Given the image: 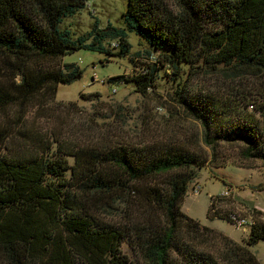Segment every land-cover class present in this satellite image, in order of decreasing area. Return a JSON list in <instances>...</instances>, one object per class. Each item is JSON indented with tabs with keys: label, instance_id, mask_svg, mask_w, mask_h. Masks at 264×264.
Returning a JSON list of instances; mask_svg holds the SVG:
<instances>
[{
	"label": "trees",
	"instance_id": "trees-1",
	"mask_svg": "<svg viewBox=\"0 0 264 264\" xmlns=\"http://www.w3.org/2000/svg\"><path fill=\"white\" fill-rule=\"evenodd\" d=\"M173 1L178 12L165 0H128L123 29L96 25L89 35L74 39L61 26L88 0H0V56L21 79L11 88L0 84V112L27 106L41 94L54 99L58 86L73 84L81 74L74 64L42 70L41 62L80 50L124 58L131 50L127 33L146 42V54L155 63L144 73L109 82L132 83L143 96L157 87L161 68L177 77L201 61L264 78V0ZM111 41L120 43L112 44L119 47L117 54L105 47ZM176 96V103L201 124L213 158L220 144L239 145L244 160L264 164V84L256 95L241 99L239 111L190 100L182 92ZM8 130H0V252L7 264H132L123 254L124 244L138 253V264H260L250 248L264 241L263 213L254 212L246 246H240L182 212L189 186L198 178L195 170L209 166L212 157L179 143L101 149L53 140V150L44 139L26 134L29 154L4 155ZM98 203L111 210L126 204L128 225L98 220ZM230 216L220 213L212 199L210 221L233 224Z\"/></svg>",
	"mask_w": 264,
	"mask_h": 264
},
{
	"label": "rangeland",
	"instance_id": "rangeland-1",
	"mask_svg": "<svg viewBox=\"0 0 264 264\" xmlns=\"http://www.w3.org/2000/svg\"><path fill=\"white\" fill-rule=\"evenodd\" d=\"M165 3L172 11H179L173 0H165ZM127 8L128 0H88L85 9L65 20L61 27L69 29L74 39L89 35L96 25L101 30L109 25L123 29ZM127 43L131 50L124 58H109L100 52L80 50L57 61L41 62L42 70H63L64 65L74 64L81 74L76 76L73 84L58 86L54 99L41 94L27 106L14 105L0 112V130L9 129L11 133L7 148H1V154H29L25 151L30 143L23 137L26 134L27 138L38 142L44 139L53 150L56 147L53 140L81 148L101 149L179 143L213 158L212 150L203 142L201 124L176 103V93L182 92L188 99L210 106L215 103L239 111L242 110L241 99L256 95L264 78L248 75V72L239 74L224 66L215 68L201 61L184 67L177 77L172 71L161 68L157 87L143 96L135 91L132 83L109 82L111 78H131L144 73L151 62L155 63V58L152 60L146 54V42L136 34L127 33ZM112 44L120 43L107 42L105 47L117 54L120 49H112ZM20 83L21 79L0 56V84L11 88ZM33 150L40 151L37 147ZM213 160L203 170H195L198 178L189 186L182 212L202 226L246 246L251 227L244 230L225 221H210L208 213L212 199H215L220 213L237 215L250 223L255 220V211L264 214V164L258 160H244L239 145L220 144ZM70 163L73 165V160ZM196 186L202 191L196 192ZM113 207L115 210L98 203L96 208L93 207L94 215L111 226L128 225L127 205ZM132 212L135 219L139 218L137 206ZM260 220L264 222V217ZM122 251L132 264L141 262L138 253L129 245L124 244ZM250 251L260 264H264V241ZM0 264H7L1 252Z\"/></svg>",
	"mask_w": 264,
	"mask_h": 264
},
{
	"label": "built area",
	"instance_id": "built-area-1",
	"mask_svg": "<svg viewBox=\"0 0 264 264\" xmlns=\"http://www.w3.org/2000/svg\"><path fill=\"white\" fill-rule=\"evenodd\" d=\"M115 92V90H114ZM202 191V188L199 187V186H196V192H201ZM229 196V195H227ZM231 219H232V222H233V226L239 228V229H247L248 227H252L254 225V219H253V222H249L247 219H243V218H240L238 217L237 215H231L230 216Z\"/></svg>",
	"mask_w": 264,
	"mask_h": 264
}]
</instances>
